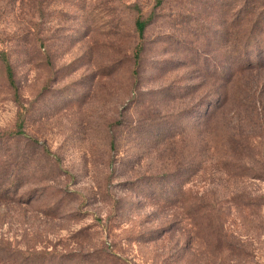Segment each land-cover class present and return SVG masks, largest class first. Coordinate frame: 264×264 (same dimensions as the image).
<instances>
[{"label": "rangeland", "instance_id": "rangeland-1", "mask_svg": "<svg viewBox=\"0 0 264 264\" xmlns=\"http://www.w3.org/2000/svg\"><path fill=\"white\" fill-rule=\"evenodd\" d=\"M243 1L0 0V264H264V0Z\"/></svg>", "mask_w": 264, "mask_h": 264}, {"label": "trees", "instance_id": "trees-1", "mask_svg": "<svg viewBox=\"0 0 264 264\" xmlns=\"http://www.w3.org/2000/svg\"><path fill=\"white\" fill-rule=\"evenodd\" d=\"M158 2H160V1H158ZM248 3H249V0H244L241 8H239V10L236 12V14L240 12V9L246 7L248 5ZM151 20H152V17H149L147 19L138 18L136 20L135 28H136V32L138 34V38L140 40L143 39L145 29L147 28V26L149 25ZM235 42H236V39H235ZM141 51H142V48H141L140 44H138L137 47L135 48L134 55H133L134 56V63H135L136 66L138 65V62L140 60ZM244 55H245V59L244 60L239 59V61L237 62L238 68H237L236 71H238V72L249 71V70L253 69V67L255 65V63L252 61V58L249 56L247 51L244 53ZM1 59H2V62L4 64V67H5L6 80L8 81L9 86L13 90H15V84L13 82V73H12L11 67H10V65L8 64L6 58L3 55H2ZM21 128H22V126L18 125L17 126V131L14 133V135H16V136H25V134L21 130Z\"/></svg>", "mask_w": 264, "mask_h": 264}]
</instances>
